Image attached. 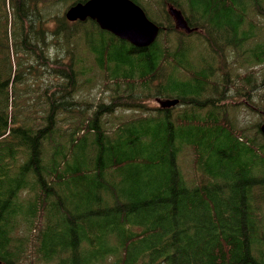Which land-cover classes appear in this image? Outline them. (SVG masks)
<instances>
[{
  "label": "trees",
  "instance_id": "trees-1",
  "mask_svg": "<svg viewBox=\"0 0 264 264\" xmlns=\"http://www.w3.org/2000/svg\"><path fill=\"white\" fill-rule=\"evenodd\" d=\"M87 1L0 0V264H264V0H157L164 13L150 20L165 42L169 36L172 51L158 39L137 48L95 21L70 22L65 11ZM132 1L144 10L155 2ZM168 6L190 27L207 28L179 31ZM71 23L82 27L93 62L125 85L123 105L144 109L143 97L153 95L178 98L186 109L128 118L112 132L98 125L99 111L86 135L55 145L46 157L49 139L60 133V112L73 105L68 87L77 84L76 59L68 70L58 61L73 53L67 43L79 32ZM92 27L111 37L98 39ZM192 35L219 43L210 46L213 59L223 47L226 57L194 69L183 48ZM49 62L55 70L47 71ZM226 63L237 68L218 76ZM259 65L261 87L251 70ZM52 72L66 84L45 89L46 110L36 117L37 102L15 101L23 98L15 88ZM241 96L262 114L255 122L238 117L233 129L220 108L225 97L236 106ZM40 121L46 125L37 128ZM186 149L191 180L179 159Z\"/></svg>",
  "mask_w": 264,
  "mask_h": 264
},
{
  "label": "rangeland",
  "instance_id": "rangeland-1",
  "mask_svg": "<svg viewBox=\"0 0 264 264\" xmlns=\"http://www.w3.org/2000/svg\"><path fill=\"white\" fill-rule=\"evenodd\" d=\"M143 1H144V5H146V0ZM145 7L146 9L144 11L146 12L147 10V12H149V14H147L146 16L148 17V19L151 20L154 18L155 21L159 20L158 17H156V15L164 13L163 7L158 3L157 0H155L151 8H148L147 6ZM87 21H94V20L89 18ZM75 22L77 21H74V23ZM79 25L80 24L71 23L69 27L70 30L73 32V34L75 31L79 32L77 36L74 35L72 37V40L69 43H67V45L69 46V48L73 53H71V56H69L70 52H65V54L58 59V61L61 63V67L65 70H68L69 65L75 66L74 64L75 59L77 62V67H76V70L78 68L77 84L74 87L69 86L67 93V96H69L70 101L73 105L66 106L69 110L60 112V117L58 122L60 133L57 132L55 134L56 136L54 135L55 137L49 139V143H48L49 148L46 147V151H45L46 157H48L50 154L49 149L54 148L55 145L59 143L70 144L71 139L73 137L81 138L82 136L86 135L84 133L86 131V127H85L86 124L90 122L91 116L98 114L99 111H101V113L99 115L98 125H100L104 130H107L108 132H112L117 128L118 124H120L124 120H127L128 118H134L135 116L137 117L146 116V114L147 117L155 116L157 113L163 112L164 110H172V114L177 115L186 109V107L183 105L172 108H161V107L159 108L157 99H155L153 95H149L147 96V98L143 97L142 99L143 102L141 104H145L144 109L137 108L136 105L138 103H134V104L130 103L129 105H123L122 104L123 101L118 99V96L119 93L122 94L124 93V90L126 88L125 85H121L120 87H118L116 82L111 80L108 71L103 70L102 72L101 68L93 62V59H96L95 54L94 53L91 54L90 50H88L89 47L85 44V41L81 38L83 35V29L82 27H80V31H78ZM201 26L202 28L200 29L194 27L191 28L190 34L197 33L198 31L207 28L204 25ZM92 28L93 31L96 32L94 27ZM185 30H187V28H185ZM96 33H97L96 37L98 39L104 38L105 35L106 38L111 37L109 36V34L104 33L102 31ZM202 34L205 35V33L200 32L198 36H201ZM194 36L196 35H192L191 38L183 44L184 46L183 48L188 52L186 54V57L188 58L189 63H191L194 69H196L197 67L200 68V64L202 61H204V65L202 67H210L213 64V60L215 62H218L226 57L228 50L227 48L223 47L222 50L219 52L220 56H217V58L213 59V57L209 56L210 46H215V48L217 49L219 43L215 42L214 39L211 40L210 42L207 41L208 39L206 36H204L202 39L198 37L193 38ZM157 39L160 41V44L163 47H165L166 44L169 45L170 50L172 51L171 43L168 40L169 36L168 37L165 36L166 42L164 38L161 37L160 35H158L156 41ZM205 43L208 44L205 45ZM56 45L58 44L55 42V40L51 41V43L49 44L48 47H49L50 56H54ZM74 46L81 47L80 51L77 52L78 54L77 53L75 54ZM80 55L86 58L87 60H82L80 58ZM206 59H207V63H206ZM235 59L236 57H233L231 61ZM48 64L49 65L47 66V71L51 69L55 70L50 62ZM225 65L227 66L224 67L220 66L222 68L217 70L218 76L223 77L224 74H227L229 72V68L231 69L237 68V64L226 63ZM163 68L168 69L169 72L171 71L169 66H167L166 64H164ZM262 68L263 66L259 65V66H254V68L251 69L255 73H257V75H255L257 87H261L262 77L261 75H259V73H261ZM168 70H163L159 74L163 73L164 76L168 73ZM249 71L246 69H242L240 71V74H244ZM46 75L47 77L45 78V80H41L42 76H40L39 78L32 79L33 81L28 82L25 88L24 86H17L15 88L17 93L19 92L20 89L22 90L23 93L22 94L23 98H19L18 95H15V101L20 102V104L22 105L25 104L23 100H27L30 102H33L35 100L37 102V105L33 110V115L36 117L40 116L39 111L44 112L46 110L45 104L44 102H42V98H41V94L45 95L47 93L45 89L50 88L52 90H56V88H58L59 86L64 87L66 84L65 79L60 78L53 72L46 73ZM176 75L177 77L182 75L181 71H178ZM251 87H252L251 92H254L258 95L262 93L261 89H257L254 85H251ZM29 90H31L30 94H28ZM246 90H249V87H246ZM151 93L153 92L151 91ZM61 94L62 93H58L57 96L59 97ZM125 97L128 96L125 95ZM237 100L238 103L236 104V106H234L232 104L234 101H232L231 98L229 97H225L223 99V105L225 106V108H220V110L223 112V115L225 117L224 123H227L230 126V128L233 129L237 127L239 119L240 121H246L245 117L248 116L247 118L251 119L252 122H255L257 120V117H259L262 114L261 106H257L254 109L253 111L254 113H253L249 110V106L248 104H246L247 101L244 97L241 96L240 98H237ZM113 103L115 105L113 107L114 111L112 113L104 112L105 107ZM158 108L161 111H159ZM23 116L24 113L22 112L21 117ZM45 125H46V121H40L38 122L37 128L44 127ZM90 142L91 141H88V146L90 145ZM66 146H71V145H66ZM87 150L93 151V148H89ZM262 158H264V155L262 156ZM179 159L181 160L184 166L185 176L187 177V179L191 180L192 176L194 177L195 175L192 173V155H190L189 150L188 149H186V151L182 150L181 155H179ZM263 210H264V206H263ZM29 258H36V257L32 253V255Z\"/></svg>",
  "mask_w": 264,
  "mask_h": 264
},
{
  "label": "water",
  "instance_id": "water-1",
  "mask_svg": "<svg viewBox=\"0 0 264 264\" xmlns=\"http://www.w3.org/2000/svg\"><path fill=\"white\" fill-rule=\"evenodd\" d=\"M107 7L109 10L107 9L106 12L101 10ZM168 13L174 20L175 28H186V21L180 11L169 6ZM66 17L73 22H84L90 18L102 30L110 32L137 48L151 46L160 32V26L149 20L144 9L132 0H88L71 6L66 12ZM157 102L160 107L174 104V102L160 100ZM260 130L264 135V124Z\"/></svg>",
  "mask_w": 264,
  "mask_h": 264
},
{
  "label": "bare ground",
  "instance_id": "bare-ground-1",
  "mask_svg": "<svg viewBox=\"0 0 264 264\" xmlns=\"http://www.w3.org/2000/svg\"><path fill=\"white\" fill-rule=\"evenodd\" d=\"M107 9L109 10V7L102 8L101 10H103V12H106ZM157 100H160L162 102H174V104H172L170 106H164V107H161V108H172V107L180 106V100L178 98H167V99L158 98Z\"/></svg>",
  "mask_w": 264,
  "mask_h": 264
}]
</instances>
